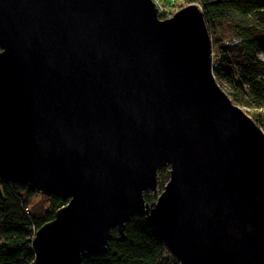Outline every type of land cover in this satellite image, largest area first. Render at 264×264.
Masks as SVG:
<instances>
[{
	"label": "water",
	"instance_id": "obj_1",
	"mask_svg": "<svg viewBox=\"0 0 264 264\" xmlns=\"http://www.w3.org/2000/svg\"><path fill=\"white\" fill-rule=\"evenodd\" d=\"M213 70L195 4L0 0V180L67 201L34 264H81L134 216L178 264H264V132Z\"/></svg>",
	"mask_w": 264,
	"mask_h": 264
},
{
	"label": "trees",
	"instance_id": "obj_2",
	"mask_svg": "<svg viewBox=\"0 0 264 264\" xmlns=\"http://www.w3.org/2000/svg\"><path fill=\"white\" fill-rule=\"evenodd\" d=\"M160 1L172 7L179 0ZM182 1L197 5L203 14L217 83L234 104L249 109L264 132V60L258 56L264 52V0ZM159 175L166 184L168 171ZM38 193L0 180V264H34L35 232L67 202L54 195L34 202ZM144 198L151 203L147 193ZM123 232L124 239L113 229L106 252L83 258L81 264H178L144 216L132 217Z\"/></svg>",
	"mask_w": 264,
	"mask_h": 264
},
{
	"label": "rangeland",
	"instance_id": "obj_3",
	"mask_svg": "<svg viewBox=\"0 0 264 264\" xmlns=\"http://www.w3.org/2000/svg\"><path fill=\"white\" fill-rule=\"evenodd\" d=\"M185 6H187L182 0H179L177 3H175V5L174 6H165L166 7V13H168V14H171L172 16L177 12V11H179L181 8H183V7H185ZM171 16V17H172ZM160 20H164L165 18H159ZM258 56L262 59V60H264V52H261V53H258ZM242 108V110L244 111V112H248L249 111V109L248 108H245V107H241ZM166 171V169L165 170H162V171H160V172H165ZM159 172V173H160ZM159 173L157 174V186H156V189L154 190V191H148L147 192V195L152 199V201L151 202H154L155 200H156V198L160 195V193L162 192V190H163V188H164V185H162V183H163V178H161V176H163V174L160 176L159 175ZM39 195L37 196V197H35V199H34V202H38V201H40V200H42L45 196L43 195V194H41L40 192L38 193ZM41 197H43V198H41Z\"/></svg>",
	"mask_w": 264,
	"mask_h": 264
},
{
	"label": "built area",
	"instance_id": "obj_4",
	"mask_svg": "<svg viewBox=\"0 0 264 264\" xmlns=\"http://www.w3.org/2000/svg\"><path fill=\"white\" fill-rule=\"evenodd\" d=\"M155 3V6L157 8L158 14L162 13V18H170L172 15L166 13V7L167 5H163L162 2L160 0H153ZM160 18V17H159Z\"/></svg>",
	"mask_w": 264,
	"mask_h": 264
}]
</instances>
